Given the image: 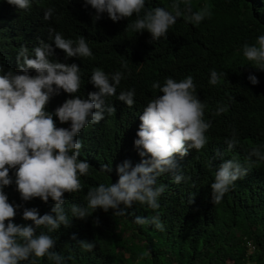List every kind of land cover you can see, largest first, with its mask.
Returning a JSON list of instances; mask_svg holds the SVG:
<instances>
[{
	"label": "trees",
	"instance_id": "obj_1",
	"mask_svg": "<svg viewBox=\"0 0 264 264\" xmlns=\"http://www.w3.org/2000/svg\"><path fill=\"white\" fill-rule=\"evenodd\" d=\"M187 2L193 11L209 6L212 15L198 25L178 18L166 39L152 40L146 30L135 33L127 27L135 16L113 22L105 12L95 20V9L84 0H31L27 11L0 0V65L5 71L17 70L21 46L28 48L30 56L41 41L55 48L51 28L73 41L83 36L92 51L91 58H65L62 50L55 49L51 57L80 67V92L96 91L89 81L97 68L109 75L121 72L124 77L116 95L106 98V105H113L116 111H105L103 120L89 125L77 137L83 145L79 159L90 164L89 174L80 177L81 191L65 193L63 207L70 225L50 233L65 264H264V160L249 158L253 148L264 154V71L256 69L255 63L243 55L245 44L253 45L257 37L264 35V0ZM172 3L145 0V10L160 7L170 11ZM48 8L54 13L44 20ZM213 70L224 74L216 85L209 83ZM250 74L257 77L258 84L249 82ZM188 76L193 77L197 96L205 104L204 118L211 127L203 149H192L185 157H177L176 172L185 179L176 184L172 173L157 178V186L167 187L158 198L160 207L156 210L134 203L123 216L97 208L84 220L72 217L73 204L87 206L88 190L116 182V165L128 160L135 166L141 161L133 143L141 123L139 116L151 99L162 95L152 89V83L163 85L166 78L179 82ZM131 89H135V102L128 107L117 97L121 91ZM218 107L225 111L217 115ZM233 138L237 143L229 149L226 141ZM218 151L223 153V160L239 162L248 173L219 203H214L211 184L222 162L216 155ZM103 165L113 171L105 173ZM10 175L14 179V170ZM4 192L9 203L23 206L14 223H31L22 219L23 208L35 207L40 215L52 214L51 198L47 203L39 198L24 202L15 183L5 187ZM157 214L163 231L134 222L136 216L151 219ZM97 219L98 225L94 223ZM73 235L76 240L93 241L95 248L84 250L72 240ZM247 242L253 245L252 252ZM144 252L148 255L141 258ZM37 264L53 262L43 258Z\"/></svg>",
	"mask_w": 264,
	"mask_h": 264
},
{
	"label": "clouds",
	"instance_id": "obj_2",
	"mask_svg": "<svg viewBox=\"0 0 264 264\" xmlns=\"http://www.w3.org/2000/svg\"><path fill=\"white\" fill-rule=\"evenodd\" d=\"M6 2L20 10L31 8V0ZM84 2L95 9V20L105 12L113 22L135 16L127 27L135 33L146 30L152 40L166 39L169 28L178 18L198 25L212 15L207 5L193 11L187 0H173L170 11L160 7L145 10V0ZM53 13L54 9L48 8L44 20L51 19ZM53 33L55 48L52 43L41 41L30 56L28 48L21 46L15 72L5 71L0 65V264H37L43 258L53 264H65V258L55 250L57 241L50 233L62 225H70L63 207L65 193L81 191L80 177L89 174L90 164L79 159L83 145L77 137L89 125L103 120L105 111L110 114L116 111L113 105H106V98L116 95L124 78L121 72L109 75L97 68L89 81L96 91L80 92V67L75 63L56 62L51 57L55 55V49L62 50L65 58H91L92 51L83 36L73 41L50 28V36ZM243 55L255 63L256 69L264 71V35L257 37L253 45L245 44ZM222 75L213 70L209 83L216 85ZM247 79L253 85L259 83L255 75L250 74ZM151 87L162 95L151 99L139 116L141 123L133 143L141 161L135 166L128 160L116 165V182L88 190L87 206L73 204L72 217L84 220L97 208L106 213L111 209L114 215L123 216L134 203L158 209V198L167 185L157 186V178L172 173L173 181L181 183L185 178L176 172L177 157L183 158L189 150L199 151L206 145V132L211 123L204 118L205 104L197 96L193 77L179 82L166 78L163 85L156 81ZM134 96L135 89H131L121 91L117 99L132 107ZM224 111L223 107H218L216 114ZM66 123L69 124L67 128ZM226 143L231 149L237 142L233 138ZM216 155L222 162L216 171L215 182L211 184V199L219 203L234 183L247 175L248 168L237 161L223 160L222 152L218 151ZM251 157L264 160L259 148L251 149ZM10 170H14V179ZM102 170L107 174L113 171L108 165H103ZM13 183L24 202L39 198L47 203L51 198L54 202L52 214L40 215L35 207L23 208L22 219L31 223H14L18 209L23 206L9 203L4 192V188ZM134 222L164 230L158 214L151 219L136 216ZM94 223L98 225L99 220ZM41 228L47 232L38 233ZM72 240L86 251L95 248L93 241L76 240L75 235ZM146 255L147 252L141 253V258Z\"/></svg>",
	"mask_w": 264,
	"mask_h": 264
},
{
	"label": "built area",
	"instance_id": "obj_3",
	"mask_svg": "<svg viewBox=\"0 0 264 264\" xmlns=\"http://www.w3.org/2000/svg\"><path fill=\"white\" fill-rule=\"evenodd\" d=\"M247 246H248L249 251L252 252L254 249L253 245H251L250 242H247Z\"/></svg>",
	"mask_w": 264,
	"mask_h": 264
},
{
	"label": "rangeland",
	"instance_id": "obj_4",
	"mask_svg": "<svg viewBox=\"0 0 264 264\" xmlns=\"http://www.w3.org/2000/svg\"><path fill=\"white\" fill-rule=\"evenodd\" d=\"M250 264V263H249Z\"/></svg>",
	"mask_w": 264,
	"mask_h": 264
}]
</instances>
